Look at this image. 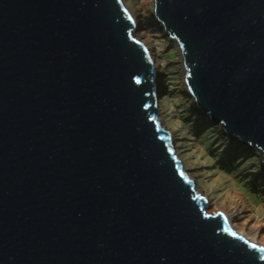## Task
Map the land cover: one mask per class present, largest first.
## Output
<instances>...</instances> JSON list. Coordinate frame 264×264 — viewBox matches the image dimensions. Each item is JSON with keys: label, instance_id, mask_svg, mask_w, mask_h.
<instances>
[{"label": "water", "instance_id": "95a60500", "mask_svg": "<svg viewBox=\"0 0 264 264\" xmlns=\"http://www.w3.org/2000/svg\"><path fill=\"white\" fill-rule=\"evenodd\" d=\"M152 15L198 109L264 166V0H153ZM160 119L125 0H0V264H264Z\"/></svg>", "mask_w": 264, "mask_h": 264}, {"label": "rangeland", "instance_id": "374dc122", "mask_svg": "<svg viewBox=\"0 0 264 264\" xmlns=\"http://www.w3.org/2000/svg\"><path fill=\"white\" fill-rule=\"evenodd\" d=\"M152 1L125 0L132 14L137 11L142 22L138 26L141 39L146 38L145 45L155 49L157 58L164 65L163 78L161 80L160 75L159 80L164 125L174 135L183 164L198 181L203 194L210 198V212L216 214L219 209L228 210L240 205L237 228L244 237L262 245L263 155L257 148L227 136L221 125L210 123V119L200 114L186 85L182 86L184 71L178 61L179 45L159 29L152 15ZM226 202L228 206H224ZM241 223H244L242 227Z\"/></svg>", "mask_w": 264, "mask_h": 264}, {"label": "bare ground", "instance_id": "6f19581e", "mask_svg": "<svg viewBox=\"0 0 264 264\" xmlns=\"http://www.w3.org/2000/svg\"><path fill=\"white\" fill-rule=\"evenodd\" d=\"M134 17H135V19H136V22H137V25L138 26H141V20H139L138 19V14H137V11L136 12H134V15H133ZM159 27V29L160 30H162V28L160 27V25L158 26ZM166 35V34H165ZM143 36H146V34H144ZM167 37H168V35H166ZM143 39V42H145V43H147L146 41V38H142ZM178 48V47H177ZM180 48V47H179ZM149 49L152 51V53H153V55H154V59H155V62H156V67H157V72H158V79L160 80V75H161V80H162V78H163V74H164V71H165V69H164V65H162L161 63H160V61H159V59L157 58V55H156V53H155V49L153 48V47H150L149 46ZM179 52H180V49L178 50ZM179 55H180V57H179V64H180V69L181 70H183L184 71V66H183V57H182V54H180L179 53ZM185 82L183 81V87H185ZM187 90V89H186ZM161 106H162V104H161ZM164 112V109L162 108L161 109V113H163ZM200 114H202L203 116H205L206 118H208L205 114H203L201 111H200ZM209 119V118H208ZM161 121L163 120V119H160ZM163 123H164V121H163ZM210 123H211V121H210ZM220 128L222 129V126H220ZM180 156V158H181V160L183 159V157L181 156V155H179ZM209 200H210V198L209 197H207ZM224 206H228V203L226 202L225 204H224ZM240 205H237L236 207H234V208H229L228 210H226V209H219V211H220V213H227L228 215H229V217L232 219V221L234 222V223H236V219H237V217H238V215H239V207ZM264 208V207H263ZM218 211V212H219ZM245 223V222H244ZM244 223H241V226L240 227H242L243 225H244ZM236 225V224H235ZM237 226V225H236ZM237 227H239V226H237ZM240 231V230H239ZM240 233H241V231H240ZM242 234V233H241ZM243 235V234H242ZM246 238V237H245ZM248 239V238H247ZM250 240V239H249ZM251 242H254V240L252 241V240H250ZM254 243H256V241L254 242ZM257 243H259V242H257ZM260 244V243H259ZM261 244L264 246V237H263V239H262V242H261Z\"/></svg>", "mask_w": 264, "mask_h": 264}, {"label": "clouds", "instance_id": "9594fccd", "mask_svg": "<svg viewBox=\"0 0 264 264\" xmlns=\"http://www.w3.org/2000/svg\"><path fill=\"white\" fill-rule=\"evenodd\" d=\"M223 132H224V129H223ZM236 139V138H235Z\"/></svg>", "mask_w": 264, "mask_h": 264}, {"label": "snow or ice", "instance_id": "6c2138e0", "mask_svg": "<svg viewBox=\"0 0 264 264\" xmlns=\"http://www.w3.org/2000/svg\"><path fill=\"white\" fill-rule=\"evenodd\" d=\"M253 247H255V245H253Z\"/></svg>", "mask_w": 264, "mask_h": 264}]
</instances>
